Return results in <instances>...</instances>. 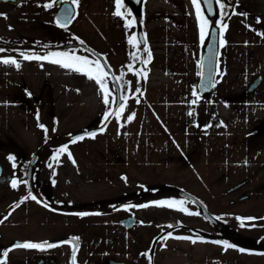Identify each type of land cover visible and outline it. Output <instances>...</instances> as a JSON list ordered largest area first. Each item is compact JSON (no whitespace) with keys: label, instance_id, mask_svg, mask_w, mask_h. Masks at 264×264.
<instances>
[{"label":"flooded vegetation","instance_id":"af4514ba","mask_svg":"<svg viewBox=\"0 0 264 264\" xmlns=\"http://www.w3.org/2000/svg\"><path fill=\"white\" fill-rule=\"evenodd\" d=\"M162 3L173 4L174 8ZM49 4L52 6L46 7ZM221 4L224 7L217 22L220 28L219 54L223 53L225 62L231 63L234 55L245 46L244 42H264V0H222ZM221 4L217 3V7ZM188 6L193 14L195 35L191 36L192 29H184L188 34L182 42L186 40L185 49L191 52L194 41L200 40L201 23L205 20L201 10V19H198L192 0H121L122 16L113 14L116 10L114 0H79L78 4L73 0H0V23L8 27L7 32L0 33V49L3 50L0 51V121L7 126L0 131V155L22 153L17 140L22 129L30 130L41 141L46 139L43 144L35 143L31 154H39L45 149L46 153L54 155L60 154L61 149L71 142L72 133L84 128L69 124L67 106L72 103L66 101L63 105L57 103L59 98L53 97L55 80L62 79L63 71L73 69L51 61L76 64L71 59L75 56L86 57L89 61L99 60L103 64L102 55L113 70L111 56L114 54L102 49L106 38L110 51L118 52L127 61L132 59L130 54L148 56L149 51L144 49L149 50L152 16L161 18V30L171 28L182 23L183 16L181 19L175 16L174 20V16L162 8L174 13L175 9ZM183 21L187 24L186 19ZM208 26H204L205 38ZM243 37L245 41H242ZM203 43L194 47L197 54ZM25 55L46 59L26 60ZM3 60H15L20 67L3 63ZM195 64V80L189 82L192 91L198 72L197 59ZM34 75L43 77L41 85L36 84L38 87L32 82ZM74 81L73 86L79 88L80 82ZM58 84L61 89L66 88L62 80ZM228 84L239 85L240 94L245 99H257L258 94L264 99V61L244 67ZM195 96L203 105L198 107L196 101L184 103V112L175 119L179 120V131L184 136L163 129L160 132L163 149L179 154L192 153L195 141L200 138L205 142L209 140L217 105L210 96ZM216 115L222 124L223 119L218 112ZM168 118L173 121L165 114L160 121H163L161 127L165 128L169 123ZM244 120L245 117L240 119L247 123ZM262 122L264 120L244 130L236 144L246 143L248 152L251 148L259 150L256 143L249 145L247 138L264 131ZM225 123L232 124L233 121L225 120ZM252 129L257 130L247 134ZM14 159H7L8 165H0V260L5 264H180L166 252L171 243L184 240L176 237H225L227 207L221 202L218 213L213 211L211 179H201L199 184L197 165H191L192 162L184 167L176 165L175 161L160 165H55L49 159L45 165H31L27 178L29 165ZM260 166L251 172L252 176L264 173V159ZM135 167L141 170V177L134 180ZM250 189V193L264 192V174ZM183 192L199 198L218 222L208 219L198 204ZM243 193L247 192L236 193L235 197ZM162 202L176 203L173 207L158 206ZM179 207L185 211H178ZM73 238L78 240L68 243ZM29 242L44 247H14ZM47 244L56 246L49 248ZM6 250H9L8 255L4 257Z\"/></svg>","mask_w":264,"mask_h":264},{"label":"rangeland","instance_id":"374dc122","mask_svg":"<svg viewBox=\"0 0 264 264\" xmlns=\"http://www.w3.org/2000/svg\"><path fill=\"white\" fill-rule=\"evenodd\" d=\"M162 5L174 8L173 4L162 3ZM162 9L172 14L174 20H176L175 16L180 19L183 16L182 23L161 30L159 28L162 23L161 18L152 16L149 21L148 39L151 59L148 60L149 55H145L137 60L132 64L134 67L132 71L127 68L121 72L119 66L124 64L127 67L129 61L118 52L110 51L107 38V42H103L102 49L115 55L111 56L112 64L116 73H122L121 76L128 89L125 107L121 110L122 115L118 118V122L115 119L106 131L97 135L84 136L83 139H78V143L70 142L63 147L66 151L60 154L51 155L43 149V152L39 153L37 165H45L49 159L55 165H133L144 162L149 165H151L150 163L160 165V163L175 161L176 165L184 167L192 162L191 165H197L199 184L202 183L201 179L206 177L211 179L213 211L218 213V205L221 202L226 205L227 209L224 215L230 222L229 225L237 229V243L241 246L252 245L263 248L264 192L250 194L247 200L227 203L228 196L229 199L235 198V193L243 189L249 190L250 186L254 187L258 184L263 177V171L250 177V180L236 191L225 195L224 189L248 177L254 168L261 165L264 159V131H261L256 138L255 136L247 138V141H250L249 145L256 143L260 147L259 150L257 148L253 151L251 148L248 152L245 147L246 143L236 144L235 142L242 136L244 130L257 126L260 121L264 120V99H261L262 95L260 94L257 95V99H245L240 94L242 89L239 85L228 84L229 80L244 67L246 68L248 65L251 67L257 61H264V42L259 43L257 40L244 42L243 49L232 58L235 63L225 62L222 57L219 61L217 89L212 97L217 105L216 109L218 108L215 110L223 119L222 124L215 126L208 141L205 142L200 138L194 153L188 151L181 154L174 153L169 149H163L160 132L163 129L181 131L177 124L179 120L175 121V119H179L184 112V102H191L189 101L192 99L189 82L194 81L196 76L195 56L197 50L194 47H199L201 42L199 39L195 40L191 52L185 49L186 40L182 42V39L188 34L184 32V29H192L190 34L191 36L195 35L193 14L189 6L182 10L175 9L174 13L173 10ZM184 19L187 24L183 21ZM262 27L264 31V26ZM7 29L8 27L0 23L1 34L7 32ZM242 41H245V37L242 38ZM145 60H148V63H142ZM223 63L225 65L228 63L226 66L232 67L225 68ZM141 67H143L142 72ZM61 74V80L66 83V88L62 86L64 89H61L59 87L61 85L58 84L61 80H55L57 83L54 86L53 97L59 98L57 103L63 105L67 103L66 101L72 103L67 106L70 117L69 124L78 128L96 123L107 107L103 103L99 86L94 80H89L86 75L71 69L63 71ZM31 78L35 85L39 86L43 82L42 76L34 75ZM142 78L145 81L144 90L141 89ZM74 80L80 82L79 88L73 86ZM105 86L106 88L109 86L107 79ZM137 88H139V92L136 91ZM108 96H111L109 90ZM198 104L197 106L201 107L203 102L201 103L200 100ZM133 113L135 115L129 121L127 117ZM165 114L170 115L173 121L171 122L168 118L169 123L167 122L163 128L161 127L163 121H160ZM244 117L246 118L244 121H247L245 124L240 121ZM225 120H232L233 123L226 124ZM262 124L264 126V122ZM244 126L245 129H243ZM3 129H7L6 123L0 121V131ZM127 129L131 132H127ZM183 136L184 134H181V137ZM17 140L20 141L22 153L15 156H19L21 161L28 160L31 147L35 143L43 144V141H46V139L41 141L28 129H22L21 136L17 137ZM134 173V180L141 177L140 169L135 167ZM250 217L255 219H246ZM166 252L180 264H264V252L252 254L232 248L225 250L214 243H192L189 239L171 243Z\"/></svg>","mask_w":264,"mask_h":264},{"label":"snow or ice","instance_id":"6c2138e0","mask_svg":"<svg viewBox=\"0 0 264 264\" xmlns=\"http://www.w3.org/2000/svg\"><path fill=\"white\" fill-rule=\"evenodd\" d=\"M74 3H77L79 2V0H73ZM115 2V6H116V10L114 11V15L115 16H122V13L120 11V8H121V0H114ZM205 3H208L209 0H204ZM220 0H217V3H219ZM192 4L197 8V17L198 19H201V14H200V0H192ZM52 5L49 4V5H46V7H51ZM221 8L224 7L223 4L220 5ZM2 15V14H0ZM6 18V17H5ZM258 23H260L259 19L257 20ZM207 24V20H203V22L201 23V33H200V40H201V43H203L204 39H205V33H204V26ZM128 25H126L127 27ZM224 27H226V25H224ZM129 43L132 44L133 43V39H129ZM0 51H3L2 49H0ZM145 52H148L149 50L145 47L144 49ZM64 55H67V54H64ZM131 58L132 59H137V57L134 55V54H130ZM24 59H33V58H36V59H46V57H31V56H27L25 55L23 57ZM73 61L76 62V64L78 65H82V66H76V64H70V63H62L60 61H56V60H53L51 62L53 63H60L62 67H65V68H72L74 71L78 72V73H81L83 75H86L87 78L89 80H94L95 83L99 86V92L102 96V100H103V103L105 105H108L109 104V96H108V89L106 88L105 84H106V78L108 76V72L105 71L104 69L106 68V64H101V62L99 60H96V61H89L88 58L86 57H75L73 56L71 58ZM151 59V54L149 52V56H148V60ZM148 60H145V61H142V63H148ZM3 63H12V64H16V67L19 68L20 65L16 63L15 60H3L2 61ZM128 70L129 71H132L133 70V66L132 65H128ZM212 86L214 87L215 86V81L212 82ZM137 92H139V88L136 89ZM196 93L194 92L193 95H195ZM124 97L121 96L119 97V100H118V105L121 109H123L125 107V104H124ZM193 103H195V101H193ZM192 113L190 112L189 115H191ZM118 115V114H117ZM134 113L130 116L127 117V119L130 121L133 117H134ZM42 127V126H41ZM94 138V137H93ZM79 139H83V137H80ZM61 151H66V149H61ZM69 158L71 159V154L69 153ZM73 163H75L73 161ZM126 179V178H124ZM16 186V182L13 181V187ZM28 197H25V199H27ZM32 199H36V197L32 196L31 197ZM176 202H162L160 203L158 206H166V207H173L174 204ZM19 206V205H17ZM45 207H47V205H45ZM178 211H185V209L183 207H179L177 208ZM192 214V213H190ZM195 215H199V213H194ZM7 217H5L6 219ZM240 219V218H238ZM247 220H254L255 218H246ZM0 222H2V220H0ZM254 226V225H253ZM168 227H172V225H168ZM168 235H171V233H169ZM177 239H191L190 237H176ZM75 240H78V238H73V240H70L68 241V243H73V241ZM192 243H196L197 241L196 240H191ZM47 243V242H46ZM56 245L54 244H47V247L51 248V247H55ZM14 247H17V248H43L44 245L42 244H37V243H18L16 245H14ZM223 247L225 248V250H227L228 248H231L233 247V245L231 244H228L227 242H224L223 244ZM75 246L73 248V260L75 259ZM8 251L9 250H6L3 252V256L4 257H7L8 255ZM240 251H244L243 249H240ZM0 264H5V262L3 260H0Z\"/></svg>","mask_w":264,"mask_h":264},{"label":"water","instance_id":"95a60500","mask_svg":"<svg viewBox=\"0 0 264 264\" xmlns=\"http://www.w3.org/2000/svg\"><path fill=\"white\" fill-rule=\"evenodd\" d=\"M201 2L204 6V9H205L207 15L210 18H214V16H215L214 0H209L208 3H205L204 0H201ZM218 50H219V29L216 26V24L213 23L209 27L206 40H205L204 44L202 45L201 52H200L198 78H197V81L195 84V90L201 96H206L212 91V82L214 81V76H215V72H216ZM108 69L110 71L109 73H110L111 79L114 83V87H115V91H116V102H115V105H114L112 111L110 112L109 116L107 117V119L104 121V123L102 125H100L98 127H93L90 129H86V130L76 132L73 135H71V137H70L71 139L76 138V137H80V136H84V135H88V134H92V133H95V132L101 130L102 128H104L107 125V123L109 122V120L113 116L115 109L118 106V100L120 97L119 84H118L117 79L114 76L113 72L110 70V68H108ZM35 160H36V154H33L29 160V163H28V165H29L28 172L30 169V165H32ZM0 165H6V161L2 157H0ZM186 195L189 196L190 198H192L193 200H195L196 202H198L201 205L202 211L208 217H211V215L207 212V210L204 208L202 203L197 198H195L194 196H192L188 193H186Z\"/></svg>","mask_w":264,"mask_h":264},{"label":"trees","instance_id":"16d2710c","mask_svg":"<svg viewBox=\"0 0 264 264\" xmlns=\"http://www.w3.org/2000/svg\"><path fill=\"white\" fill-rule=\"evenodd\" d=\"M118 80H119V83H120L121 87L123 88V86H122L123 82H122V78L120 76H118ZM226 231L228 232L227 233V237H226L228 242L238 244L237 243V238H236L237 229L235 227H233L232 225H228L226 227Z\"/></svg>","mask_w":264,"mask_h":264}]
</instances>
